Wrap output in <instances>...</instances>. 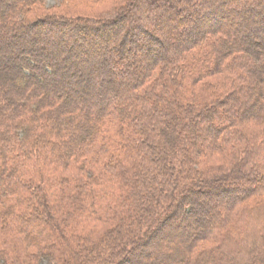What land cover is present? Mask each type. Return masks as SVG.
I'll return each mask as SVG.
<instances>
[{
    "label": "trees",
    "instance_id": "1",
    "mask_svg": "<svg viewBox=\"0 0 264 264\" xmlns=\"http://www.w3.org/2000/svg\"><path fill=\"white\" fill-rule=\"evenodd\" d=\"M70 1L0 0V264H264V0Z\"/></svg>",
    "mask_w": 264,
    "mask_h": 264
},
{
    "label": "rangeland",
    "instance_id": "2",
    "mask_svg": "<svg viewBox=\"0 0 264 264\" xmlns=\"http://www.w3.org/2000/svg\"><path fill=\"white\" fill-rule=\"evenodd\" d=\"M67 1H70V0H67ZM66 0H47V2H46V4L45 5H47V6H55V5H61V3L63 4V3H66L67 2ZM72 1H74V0H71L70 2L72 3ZM73 4H75V3H73ZM145 6V7H144ZM144 6H142V7H138L135 11H136V13L138 14V15H140V16H145V15H147L148 14V7L146 6V5H144ZM46 7V6H45ZM147 7V8H146ZM43 13H46V11L44 10L43 11ZM173 12L172 13H170V16L172 15L173 16ZM177 15H179V13L177 14ZM180 16V15H179ZM167 17H169V16H167ZM169 18H166L165 20H166V24H167V22H169V20H168ZM229 20L231 19V20H234V18L232 17V15H230L229 16V18H228ZM230 20V21H231ZM177 23H179L178 21H176ZM229 22V21H228ZM227 22V23H228ZM159 29V30H158ZM157 29V31L159 32V33H167L166 35H169L168 36V39L170 40V41H172V37H173V35H175V33H171V32H168L167 31V29H166V27H161V28H158ZM119 32H120V30H118ZM113 35H115V37H114V39H116V37H118V34H116V33H114ZM67 40V38H64L63 39V42L64 41H66ZM55 43V42H54ZM87 46H89V47H92V45L91 44H89V45H87ZM216 200H217V196H214L211 200H209V201H207L206 203H207V205H206V207L207 208H213L214 206H216V204L214 203V202H216ZM213 201V202H212ZM221 203L222 202H226V201H220ZM223 204V203H222ZM172 239H170V241H171Z\"/></svg>",
    "mask_w": 264,
    "mask_h": 264
}]
</instances>
